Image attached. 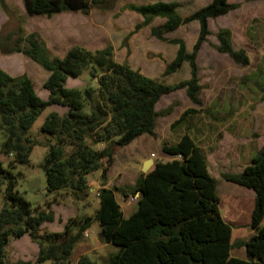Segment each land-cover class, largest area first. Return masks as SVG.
I'll list each match as a JSON object with an SVG mask.
<instances>
[{
	"label": "trees",
	"instance_id": "16d2710c",
	"mask_svg": "<svg viewBox=\"0 0 264 264\" xmlns=\"http://www.w3.org/2000/svg\"><path fill=\"white\" fill-rule=\"evenodd\" d=\"M110 1L114 0H22L28 16L48 17L66 11L85 12ZM238 7V3L227 0H210L182 17L175 2L129 6L143 19L136 28L148 25L156 17L164 19L150 28L159 39L189 22L198 24L190 52L183 39L168 40L177 48L163 74L175 73L185 62L189 66V78L176 84L162 83L126 63L116 62L111 46L90 51L73 45L62 58L51 59L38 33L30 32L18 39L24 46L16 44L12 51L21 52L47 72L42 85L47 97L37 96L27 75L11 76L0 68V132L4 135L0 150L11 156L7 167L0 164V185L5 184L0 208V264H5V247L10 238L26 234L37 240L36 262L73 264L70 258L74 248L93 223L98 227L99 240L116 250L99 260L82 255L76 264H264V146L240 173L222 174L225 181L254 193L249 221L253 234L247 240L232 242V226L220 212L217 181L188 132L176 143H162L161 152L171 159L155 160L151 169L141 172L128 187L129 193L116 186L101 187L93 214L68 218L58 232L41 229V225L53 221L49 208L62 192H68L75 201L87 196L89 173L101 170L104 185L115 147L127 146L145 134L156 137L157 119L171 109L156 110L163 95L185 89L190 101L201 105L197 56L210 34L208 21ZM215 36L218 52L238 64H248L246 52L234 49L228 28L218 29ZM84 70L91 79L84 89L65 87L68 78H78ZM47 107L65 109L61 113L51 111L42 122L41 132L48 138H32L29 130ZM196 111L186 110L175 125ZM35 145L46 147L40 165L47 196L52 198L46 200L45 207L31 204L21 196L15 189L16 175L11 172L16 164L29 162ZM117 191L125 198L138 194L136 209L128 217H124L115 198ZM236 247H244L245 258L231 254Z\"/></svg>",
	"mask_w": 264,
	"mask_h": 264
},
{
	"label": "rangeland",
	"instance_id": "374dc122",
	"mask_svg": "<svg viewBox=\"0 0 264 264\" xmlns=\"http://www.w3.org/2000/svg\"><path fill=\"white\" fill-rule=\"evenodd\" d=\"M157 1L177 3L176 10L182 17L210 2L114 0L101 7H90L85 12L66 11L47 19L45 16H28L22 0H0V68L11 76L27 75L37 96L45 99L47 91L42 85L47 78V72L21 52L12 51L16 44L24 46L23 42L18 41L19 38L36 32L44 38L51 59L62 58L73 45L90 51L111 46L116 62L126 63L150 78L165 84L187 80L190 76L187 62L175 73L167 76L163 74L177 48L168 40L183 39L187 51L190 52L198 35V24H184L175 31L165 33L164 39L156 38L150 31L151 27L160 25L163 18L156 17L148 25L136 28L143 19L129 6ZM229 1L238 3L239 7L225 15L209 19L210 34L197 56L198 77L202 87L201 105L193 104L185 89L163 95L156 104V110L169 107L171 109L168 114L157 119L156 137L145 134L127 146L115 147L109 170L111 186L123 188L129 193L128 187L142 172L139 169L140 162L148 157L154 161L170 160L171 157L161 152L162 143L166 141L173 144L180 134L188 132L208 158L209 170L217 179L220 212L223 219L232 226V242H236L247 240L253 234L249 221L254 195L249 189L225 181L222 174L237 173L264 146V0ZM220 28L231 31L234 49H243L246 52L248 64H238L228 55L217 51L215 34ZM90 81L88 71L84 70L78 78H68L65 87L82 90ZM91 85L95 86L93 83ZM190 108L197 111L187 114L183 122L175 125L180 116ZM55 109H59L61 113L65 107L44 109L29 130L32 138L42 141L48 138L41 132L40 127L46 116ZM242 123L244 125L240 134L249 128L250 136L238 137ZM3 139L4 135L0 132V145ZM45 152L46 147L35 145L30 152L29 162L16 164L11 169L17 178L15 189L26 201L41 207H45L46 200L52 198L47 196L45 174L40 165ZM10 158L11 156L4 155L0 150V164L3 168L7 167ZM132 165L136 167L131 168ZM86 178L96 183L100 178L99 171L89 173ZM30 186L33 190H30ZM4 188L5 184L0 185V208L4 201ZM117 193L118 201L121 202L122 194L120 191ZM93 198H89L88 204L83 205L82 201H75L68 192H62L57 197V202L49 208L53 212V221L41 225L42 231H61L67 218H71L73 214H93L96 209ZM90 230L93 232L91 236L95 237V223ZM110 250L99 249L95 254L96 259L105 257ZM37 252L38 243L33 236L26 234L20 238H10L5 247V264H52L50 261L36 262ZM231 253L234 257H246L244 247L232 248ZM92 259L95 258L92 256Z\"/></svg>",
	"mask_w": 264,
	"mask_h": 264
},
{
	"label": "crops",
	"instance_id": "0c3cea01",
	"mask_svg": "<svg viewBox=\"0 0 264 264\" xmlns=\"http://www.w3.org/2000/svg\"><path fill=\"white\" fill-rule=\"evenodd\" d=\"M228 2H231L229 0H227ZM231 3H234V2H231ZM25 11V9H24ZM59 14V13H57ZM53 15H56V14H53ZM53 15H51L50 17L48 16H45V15H39V16H45L47 19H50L53 17ZM41 37V36H40ZM43 41H44V38H41ZM45 42V41H44ZM54 111H57V112H60L59 109H55ZM62 111V109H61ZM185 133V132H183ZM182 133V134H183ZM180 134L179 137L182 135ZM179 137L177 138L176 142L178 141ZM174 142V143H176ZM196 143V142H195ZM197 144V143H196ZM198 145V144H197ZM199 146V145H198ZM200 147V146H199ZM200 149L202 150V148L200 147ZM219 153V151H217ZM206 157V156H205ZM114 159V157H113ZM147 159H150V157H148ZM143 160L141 161V166H139V169L142 171V166H143V163L147 160ZM152 159V158H151ZM154 160V159H153ZM206 161H207V167H208V171L209 173L211 174L210 170H209V162H208V158L206 157ZM251 162V161H250ZM249 163H246V165L250 164ZM244 165L239 171H237V173H240L243 168L246 166ZM136 166H131V168H135ZM110 169V168H109ZM99 171V176L101 175V170H98ZM212 175V174H211ZM213 176V175H212ZM214 177V176H213ZM216 179V177H214ZM88 181V193H87V196H85V198L82 200V203L83 205H86L88 204V199L91 198V197H94L93 198V201L96 203V209H97V204L99 202V199L97 198V192L98 190L101 188V187H104V188H108L112 185V182H111V178H110V170H108L107 174H106V179H105V183L104 185H102V179H101V176L100 178L97 179L96 183H93L91 180H87ZM217 181V179H216ZM118 193L116 192L115 193V198L117 200V202L119 203L120 205V208H121V211L123 212V215L124 217H128L135 209H136V202H128V198H125L124 195H121L120 196V199H121V202L118 201ZM254 195V193H253ZM254 204V203H253ZM252 204V207H251V211L253 209V205ZM122 206H124V208H122ZM95 209V210H96ZM251 214V212H250ZM83 215V214H82ZM89 215V214H88ZM73 216H76V214H73ZM68 219V218H67ZM97 226V225H96ZM99 231H98V227H97V230H96V236L93 237L91 235H93V232L89 229L85 234H84V238L81 242H79L75 248H74V251L71 255V261L73 262V264H76L78 259L82 256V255H88L90 256V258H92V256L96 259L97 257L95 256L96 253H98L99 249L101 248H106L107 250H110L112 249V251H115L114 248H116L115 246L111 245V244H107V243H103L99 240ZM111 251V250H110ZM111 251V252H112ZM232 254V253H231ZM104 256H101L100 258H102Z\"/></svg>",
	"mask_w": 264,
	"mask_h": 264
},
{
	"label": "water",
	"instance_id": "95a60500",
	"mask_svg": "<svg viewBox=\"0 0 264 264\" xmlns=\"http://www.w3.org/2000/svg\"><path fill=\"white\" fill-rule=\"evenodd\" d=\"M243 125H244V123H242L241 125H240V128H239V130H238V137H241V136H250V129L249 128H246L245 130H244V133L241 135L240 134V132H241V130H242V128H243ZM154 163H155V161L153 160V159H147L144 163H143V166H142V172L143 173H147L148 172V169H150L153 165H154ZM30 190H33V187H31L30 186ZM86 192H88V188H86V190H85Z\"/></svg>",
	"mask_w": 264,
	"mask_h": 264
},
{
	"label": "built area",
	"instance_id": "2783aa9c",
	"mask_svg": "<svg viewBox=\"0 0 264 264\" xmlns=\"http://www.w3.org/2000/svg\"><path fill=\"white\" fill-rule=\"evenodd\" d=\"M137 196H138V194H136L135 196H131V197H129L128 202H130V203L135 202Z\"/></svg>",
	"mask_w": 264,
	"mask_h": 264
}]
</instances>
